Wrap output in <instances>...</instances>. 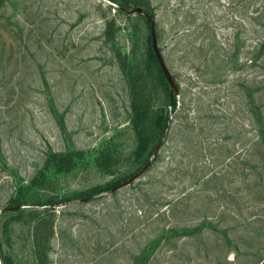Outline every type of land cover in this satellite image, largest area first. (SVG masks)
<instances>
[{
  "label": "rangeland",
  "instance_id": "rangeland-1",
  "mask_svg": "<svg viewBox=\"0 0 264 264\" xmlns=\"http://www.w3.org/2000/svg\"><path fill=\"white\" fill-rule=\"evenodd\" d=\"M148 1L179 88L164 143L117 191L3 211L10 264H264V0ZM149 31L105 0H0V210L44 170L40 199L141 167L131 83L168 103Z\"/></svg>",
  "mask_w": 264,
  "mask_h": 264
},
{
  "label": "trees",
  "instance_id": "trees-1",
  "mask_svg": "<svg viewBox=\"0 0 264 264\" xmlns=\"http://www.w3.org/2000/svg\"><path fill=\"white\" fill-rule=\"evenodd\" d=\"M118 3L120 6L126 9H132L136 6L142 7L146 12H148L153 18L154 13L150 10L149 1L148 0H112ZM117 11L124 13L120 9ZM125 14V13H124ZM127 15V14H126ZM137 16L143 18L150 29L149 21L142 15L136 14ZM133 15H128V17H132ZM161 49V48H160ZM146 53L148 59L157 67L159 71V75L162 83L164 84L167 90V110H157L155 112H151V100L149 93H144V89L141 88V85H135L134 82L131 83V127L136 134L137 143L134 149V154L138 159L141 160V167L149 160L154 161V149L162 137L163 130L165 128L166 123L169 121V118L175 111L176 107V95L173 93V104L170 107V89L169 85L166 81L164 74L162 73L159 63L157 61L156 55L152 48L151 43V32L149 31L146 39ZM150 125L154 126L158 131V137L156 138L153 145L150 146L151 139L148 134V130ZM81 151L79 152H68L66 154H52L49 158V162L51 163V167L54 172H62V170H70L73 166H75L78 159L76 156H79ZM141 167H139L133 173L124 176L122 178L112 179L103 184L94 185L86 190L79 191L71 195H64L61 198H58L57 195L46 197L45 199H40L37 197V192L39 189L45 186V182L47 181V175L44 171H41L34 179L28 183L19 185L15 190L14 195L10 198L8 207L10 211L17 213V215L23 214L26 207H41L43 209L53 210L57 205L62 203H69L72 200V197L82 196L80 198L89 199L90 197H100L106 193L111 191V188L136 173ZM49 168H46V170ZM0 258L3 264H10L9 259L4 255H1V244H0Z\"/></svg>",
  "mask_w": 264,
  "mask_h": 264
},
{
  "label": "water",
  "instance_id": "water-1",
  "mask_svg": "<svg viewBox=\"0 0 264 264\" xmlns=\"http://www.w3.org/2000/svg\"><path fill=\"white\" fill-rule=\"evenodd\" d=\"M107 1L112 7L120 9L121 11H123L125 14L127 15H134V14H142L150 23V32H151V43H152V48L154 50V53L156 55L157 61L159 63L160 69L162 71V73L164 74L166 81L169 85V89H170V104L169 106L171 107L173 104V93L177 96L179 93V88L178 85L176 83V80L174 79L173 74L171 73L165 59L164 56L162 54V51L160 49V46L158 44V38H157V32H156V22L155 19L148 13L146 12L142 7L140 6H136L132 9H126L123 8L122 6H120L118 3L112 1V0H105ZM171 118H169V121L166 123L165 128L163 130L162 133V137L159 140V142L157 143L155 149H154V156L157 155L158 153V149L162 146V144L165 141V136L167 133V129L169 128L170 125V121ZM152 161L149 160L147 161L136 173H134L132 176H130L128 179H126L125 181L113 186L111 188L110 192H114L117 191L123 187H126L130 184H132L135 180H137L138 178H140L151 166ZM81 201L87 200L86 198H80ZM9 209V207H6L5 209L0 210V214ZM0 264H3L1 259H0Z\"/></svg>",
  "mask_w": 264,
  "mask_h": 264
}]
</instances>
